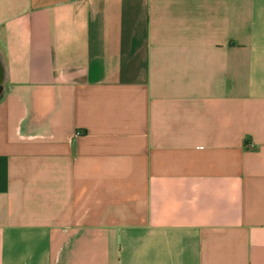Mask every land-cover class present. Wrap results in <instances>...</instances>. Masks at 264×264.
<instances>
[{
	"label": "crops",
	"instance_id": "0c3cea01",
	"mask_svg": "<svg viewBox=\"0 0 264 264\" xmlns=\"http://www.w3.org/2000/svg\"><path fill=\"white\" fill-rule=\"evenodd\" d=\"M0 264H264V0H0Z\"/></svg>",
	"mask_w": 264,
	"mask_h": 264
}]
</instances>
